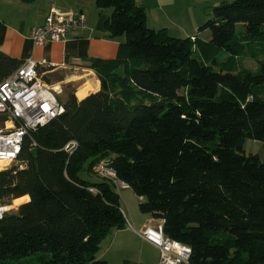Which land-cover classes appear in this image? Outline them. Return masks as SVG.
<instances>
[{"label": "trees", "instance_id": "16d2710c", "mask_svg": "<svg viewBox=\"0 0 264 264\" xmlns=\"http://www.w3.org/2000/svg\"><path fill=\"white\" fill-rule=\"evenodd\" d=\"M95 4L111 8L117 53L88 58L99 89L68 94L63 112L24 138L22 167L0 170V204L28 196L0 220V264H114L97 252L127 221L97 162L189 247V264H264V160L243 148L264 139V59L257 71L234 61L264 52V0L214 6L199 27L210 39L197 43L149 28L134 0ZM21 63L0 56V82ZM50 70L38 66L47 82L64 79Z\"/></svg>", "mask_w": 264, "mask_h": 264}, {"label": "crops", "instance_id": "0c3cea01", "mask_svg": "<svg viewBox=\"0 0 264 264\" xmlns=\"http://www.w3.org/2000/svg\"><path fill=\"white\" fill-rule=\"evenodd\" d=\"M134 1L144 8L145 22L149 28L163 29L173 37H195L196 43L210 39L208 29L199 30L200 24L209 17L206 10L208 0ZM51 7L81 11L86 20L85 28L70 30L65 40L37 45L31 39L30 31L45 21ZM110 15L111 10L98 8L95 0H0V56L16 58L21 62L33 60L40 64L39 67L81 68L87 70L85 74L95 75L87 59L115 57L121 39L108 35L106 23ZM95 81L99 89L100 82L98 79ZM255 153L264 160V141ZM118 195L120 203L122 193ZM136 197L139 203L140 197ZM125 207L120 203L131 227L111 231L101 241L97 257L114 264H161L159 249L139 234L147 224L153 225L158 219L142 213L139 207L130 203H125Z\"/></svg>", "mask_w": 264, "mask_h": 264}, {"label": "built area", "instance_id": "2783aa9c", "mask_svg": "<svg viewBox=\"0 0 264 264\" xmlns=\"http://www.w3.org/2000/svg\"><path fill=\"white\" fill-rule=\"evenodd\" d=\"M85 16L78 10H62L51 7L45 21L30 31V37L37 45L65 40L67 33L75 28H85ZM40 64L27 60L0 82V170L14 165L22 167L19 156L24 138L31 129L43 125L60 115L63 104L59 99L60 82L49 83L45 72H39ZM68 142L67 150L75 146ZM93 172L100 178L115 177L114 171L103 162H97ZM121 184L127 186L123 182ZM12 205L0 204V220ZM16 207V206H15ZM127 226L131 227L127 222ZM140 236L155 245L160 252L161 264H182L188 261V246L165 236L162 221L146 225Z\"/></svg>", "mask_w": 264, "mask_h": 264}, {"label": "rangeland", "instance_id": "374dc122", "mask_svg": "<svg viewBox=\"0 0 264 264\" xmlns=\"http://www.w3.org/2000/svg\"><path fill=\"white\" fill-rule=\"evenodd\" d=\"M232 1L233 0H208L209 6H207L206 10L209 12V15H210L211 10L214 6L218 5L221 2H232ZM108 10H111V8H108ZM207 19L208 18H205L199 27H201ZM207 31L210 34V31L209 30H207ZM215 57H216L218 62H223L227 59L228 54L226 53V51L220 50L217 52ZM262 59H264V52H260L255 57H252L246 51L244 54H241V55L234 58L236 68H237L236 70L238 71L241 69H248L251 71H257V69L259 67V60H262ZM203 60H205L204 57H203ZM215 68L217 69L218 67H215ZM55 71H61L62 74L64 75L63 80L57 81V82H60V85H61L62 92L60 93L59 96L62 100H65L67 95L72 93V92L75 94V96L78 99H80L76 95V90L79 87L92 86L94 89L92 91H88V94L91 92L97 91V88H95V80L98 78L97 77L95 78V75L92 73H90L88 75L85 74V73H87V70H82L81 68H74V67L60 68V69L57 68V69L50 70L49 73H52ZM45 74H48V72H46ZM83 74H85V75H83ZM81 75H83V76H81ZM53 83H55V82L53 81ZM262 141H264V139L263 140L246 139L244 144H243V148L247 154L248 153H255V152H257V149L260 146V143ZM91 179H94V178H91ZM106 179L113 182L112 186L117 193H119V192L122 193V196L120 198V203L124 209H126L125 203H130V205L137 206V208H138V198L133 193L132 189H130L129 187H123L121 182L118 181L116 179V177H114V176H110ZM20 203H22V202H20ZM10 205H12L13 207H9L8 212L13 211L17 207V204L15 205L13 201L11 202Z\"/></svg>", "mask_w": 264, "mask_h": 264}, {"label": "bare ground", "instance_id": "6f19581e", "mask_svg": "<svg viewBox=\"0 0 264 264\" xmlns=\"http://www.w3.org/2000/svg\"><path fill=\"white\" fill-rule=\"evenodd\" d=\"M192 40H194L195 37H190ZM97 82V81H95ZM95 88H97V83H95ZM94 88L92 86H85V87H79L77 90H76V95L82 99L83 97H85L87 94H88V91H92ZM62 92V91H61ZM59 99L62 100L59 96ZM62 102V101H61ZM0 125H1V118H0ZM28 200V196L27 195H24V196H21V197H18V198H15L13 200L14 204L18 205L20 202H24V201H27Z\"/></svg>", "mask_w": 264, "mask_h": 264}]
</instances>
